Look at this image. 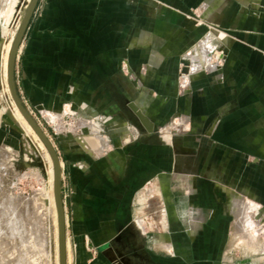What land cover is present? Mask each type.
I'll return each instance as SVG.
<instances>
[{"label":"crops","instance_id":"crops-1","mask_svg":"<svg viewBox=\"0 0 264 264\" xmlns=\"http://www.w3.org/2000/svg\"><path fill=\"white\" fill-rule=\"evenodd\" d=\"M207 24L228 32L223 65L195 74L192 55L180 84ZM18 57L29 106L85 107L119 126L114 148L61 140L72 264H264V0H39ZM130 104L191 125L183 136L209 146L197 168L175 147L160 164L130 130ZM17 130L0 104V143Z\"/></svg>","mask_w":264,"mask_h":264},{"label":"rangeland","instance_id":"rangeland-1","mask_svg":"<svg viewBox=\"0 0 264 264\" xmlns=\"http://www.w3.org/2000/svg\"><path fill=\"white\" fill-rule=\"evenodd\" d=\"M4 2L5 0H0V7L3 6ZM26 2L27 0H16L13 4V23L10 32L3 31V22L6 15L4 13L0 15V45L2 41L7 42L12 37V29L15 28L18 19L25 15ZM195 15L196 17L193 18H196L197 22L202 20L197 13ZM201 22L207 23L206 20ZM228 37V32L225 29L217 25L207 24L205 35L186 52L185 62L181 66L179 74L180 84L185 82L184 75L191 72L192 55H197L201 62V67L194 71L195 74L200 72L216 73L223 65ZM206 42H208V46L205 45ZM1 55L2 51H0V66ZM206 55L209 57L213 56V62L218 63L216 69L210 70L206 62ZM20 77L18 57L15 68V81L20 98L55 145L62 162L65 160V154L61 140L69 139L74 135L80 137V141L86 149L88 146L98 145H106L105 148L115 147V141L117 140L115 135L119 134V130H117L119 126L111 123L114 119L113 116L110 117L104 114L93 115L85 107L83 109L63 108L61 111L56 112H46L43 109L31 107L21 92ZM3 81L2 74H0V104L13 117L18 130L14 141L0 143V264H57L55 208L51 204L49 197L45 196L47 192H51L52 183H54L52 181L53 168L55 167L51 165L46 151L40 146L39 142L24 129L14 115L12 96L5 88V85H3ZM160 110L162 111V109ZM141 112L144 114L143 110ZM162 112H165V109ZM130 115V122H128L130 130L136 133L139 138L141 137L139 139L140 142L147 143V146L153 142V146H157L160 149V164L166 161L167 149L175 147V149L183 150V152L180 151V154L184 159V163L193 164L196 167L202 159L200 149L209 147L206 140L199 138L195 134L183 136L181 129L185 127L190 129L191 125L183 124L179 118L168 117L167 119V117H163L162 119H153L151 116L145 115V118L141 120L136 119L133 114ZM125 127L127 128V134L132 133L127 125ZM95 129L104 138L103 141L94 136ZM169 135L174 137V139L172 140ZM150 138L153 140L151 141ZM132 139H134V136ZM86 143L88 144L85 145ZM66 180L67 177H65L64 173L62 183L63 197L66 206L68 238L71 241L69 236L71 218L70 189L68 186L66 190L64 188ZM151 188L156 192L159 191L155 186H150L149 188H144L141 194L147 197L150 195ZM43 192L45 193L43 194ZM44 197H46L47 202L43 199ZM51 207L53 208L49 209ZM138 207L140 209L141 206ZM140 210L144 212L142 208ZM261 216L262 214L259 215L258 221L264 224V219H261ZM40 228H42L41 232ZM261 228L255 224L254 229H251L252 233H261L263 227ZM147 229H150V225ZM234 231L235 228L233 226L232 232ZM38 236L39 238L41 237V240H38ZM263 239L264 236L261 235L260 240ZM232 241L233 239L229 243Z\"/></svg>","mask_w":264,"mask_h":264},{"label":"water","instance_id":"water-1","mask_svg":"<svg viewBox=\"0 0 264 264\" xmlns=\"http://www.w3.org/2000/svg\"><path fill=\"white\" fill-rule=\"evenodd\" d=\"M38 2L39 0H32L31 3L29 4L28 8L26 9L25 15L23 17V21L14 39L9 57L8 81L14 102L16 103L20 111L23 113L27 121L30 123V125L33 127V129L36 131V133L39 135V137L42 139L54 161V167L56 171V203H57L58 219H59L60 264H68L67 262L68 224H67L66 206L63 197L62 160L55 145L52 143L50 138L47 136V134L44 132V130L41 128L38 122L34 119L28 108L21 100L15 81V68L18 59L19 49L26 34V31L30 25L35 9L38 5ZM130 109L139 119L142 120L145 118V115L136 105L130 104Z\"/></svg>","mask_w":264,"mask_h":264},{"label":"bare ground","instance_id":"bare-ground-1","mask_svg":"<svg viewBox=\"0 0 264 264\" xmlns=\"http://www.w3.org/2000/svg\"><path fill=\"white\" fill-rule=\"evenodd\" d=\"M16 0H5L4 4L2 7H0V15L2 13H4L6 15V18L3 22V31L4 32H10L11 31V25H12V17H13V10H10L11 5L15 2ZM32 0H27L25 8L27 9L29 4L31 3ZM23 21V17H20L16 23V26L14 29H12V37L10 38L9 41H5L3 42L2 45V70L0 72V74H2L3 77V82L5 85V88L8 90V92L11 94V89H10V85H9V81H8V64H9V57H10V52L13 46V42L14 39L16 37V34L20 28V25ZM206 53V52H205ZM207 56V62L208 60H211L210 57L208 55ZM197 56L194 57L193 61H194V65L197 64ZM199 60V59H198ZM200 62V61H198ZM201 63V62H200ZM197 66V65H196ZM213 66H216V63L213 64ZM210 67V66H209ZM216 69V68H215ZM4 87V86H3ZM7 92V91H6ZM12 96V95H11ZM13 106H14V113L16 118L18 119V121L21 123V125L24 127L25 130H27L31 135H33L35 137V139L39 142L40 146L46 151V154L50 160V163L52 166H54V161L47 149V147L45 146L44 142L42 141V139L39 137V135L36 133V131L33 129V127L30 125V123L27 121V119L24 117L23 113L20 111V109L18 108V106L16 105V103L14 102L13 98ZM57 117V116H56ZM80 121V120H79ZM81 122V121H80ZM79 122V123H80ZM98 131V130H97ZM95 136V135H94ZM99 137V136H98ZM30 138V137H29ZM33 138V137H32ZM35 141V140H34ZM88 143H86L85 145H87ZM106 146V145H105ZM89 147V146H88ZM98 148V147H97ZM96 148V149H97ZM95 149V148H94ZM105 149V148H104ZM90 150V149H89ZM93 150V148H92ZM99 149H97L96 151H98ZM102 152V151H101ZM52 181L54 183H52V187H51V192H47L46 193V197H49L51 204L54 206L55 208V214H56V233H57V241H56V245H57V264H60V242H59V219H58V209H57V203H56V171L55 168H53V176H52ZM47 191V190H45ZM45 192H43L44 194ZM43 197V196H42ZM46 197H44L43 199L46 200ZM48 204V203H46ZM50 205V204H49ZM53 207L49 208L52 209ZM44 215V214H43ZM34 220V219H33ZM42 223V221H41ZM36 224V223H35ZM41 225V224H39ZM42 226V225H41ZM38 228V227H37ZM40 228V232H41ZM38 233V232H37ZM35 234V233H34ZM38 235V234H37ZM36 235V236H37ZM56 235V234H55ZM39 238V236H38ZM37 238V239H38ZM41 238V237H40ZM38 240H41V239ZM36 240V239H35ZM43 241V240H42ZM39 244V243H38ZM41 245V244H40ZM72 259H73V253H72V246H71V242L68 238L67 241V262L68 264L72 263Z\"/></svg>","mask_w":264,"mask_h":264},{"label":"flooded vegetation","instance_id":"flooded-vegetation-1","mask_svg":"<svg viewBox=\"0 0 264 264\" xmlns=\"http://www.w3.org/2000/svg\"><path fill=\"white\" fill-rule=\"evenodd\" d=\"M153 139L151 138V141H152Z\"/></svg>","mask_w":264,"mask_h":264}]
</instances>
